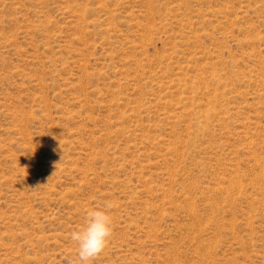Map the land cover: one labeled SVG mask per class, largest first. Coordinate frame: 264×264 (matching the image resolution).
I'll return each instance as SVG.
<instances>
[{"label":"rangeland","instance_id":"obj_1","mask_svg":"<svg viewBox=\"0 0 264 264\" xmlns=\"http://www.w3.org/2000/svg\"><path fill=\"white\" fill-rule=\"evenodd\" d=\"M264 264V0H0V264Z\"/></svg>","mask_w":264,"mask_h":264},{"label":"clouds","instance_id":"obj_2","mask_svg":"<svg viewBox=\"0 0 264 264\" xmlns=\"http://www.w3.org/2000/svg\"><path fill=\"white\" fill-rule=\"evenodd\" d=\"M111 208V203L106 202L88 210L85 224L70 233L71 240L77 245L81 264H91L110 244L114 232Z\"/></svg>","mask_w":264,"mask_h":264}]
</instances>
